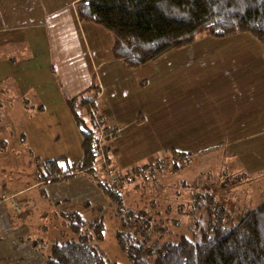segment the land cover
Wrapping results in <instances>:
<instances>
[{"label": "rangeland", "instance_id": "1", "mask_svg": "<svg viewBox=\"0 0 264 264\" xmlns=\"http://www.w3.org/2000/svg\"><path fill=\"white\" fill-rule=\"evenodd\" d=\"M55 1L65 4L68 0H48L46 4L55 5ZM103 30L111 37L105 28ZM15 32L16 37L10 40L15 57L5 65L8 79L0 81V90H5L3 97L0 94V139L7 141L6 147L0 144V259H5L2 264H45L50 246L59 238L60 230L64 229L68 236L73 234L63 224L62 212L79 210L89 221L104 218L105 239L99 242L100 246L111 261L130 263L117 244L116 233L136 230L143 220L140 223L134 221L129 218V212H133L135 218L149 221L154 229L152 240L162 243L176 240L180 235L201 239L202 233L208 231L210 200L197 196L214 195L215 203H224L230 215L225 217V222L230 225L238 222L243 213L264 202V142L236 155L230 142L217 149H199L202 146L199 134L194 135L196 140L191 142L190 150H183L181 145L178 151L190 152L192 158L185 168L175 172L171 164H165L142 176L127 175L133 169L121 170L114 163L112 153L111 164L102 159L96 176L116 187L124 200L122 208L112 206L96 185L94 176L88 172L76 174L63 184L38 186L39 162L60 157H67L72 162L81 160L84 130L66 104L57 72L50 70L53 53L48 31L21 29ZM224 46L230 47L231 51L226 47L222 51ZM2 48L5 50L1 56L6 57L10 47L3 45ZM184 49L180 54L165 58L167 64L177 62L181 66L185 63L186 69H201L208 62L220 63L219 70L210 67L202 71L216 80H211L213 82L222 79L243 81L240 75L248 74L246 68L256 63L251 60L260 52L263 54L260 42L252 34H237L224 39L201 36ZM251 57L250 61L246 60ZM226 58L235 76L222 75ZM247 77L249 82L257 80L260 85L261 72H251ZM163 81L167 85L162 75L157 77V84ZM20 93L29 96V101L18 100ZM78 108L82 116H89L79 104ZM148 135L149 131L135 130L120 139L121 143L117 144L119 163L126 166L130 160L139 158L133 167L138 168L155 162L157 155H150L157 151L159 157H164V151L169 149L160 148L167 145L163 143L158 149L148 148L143 144ZM156 137L162 139L165 135ZM107 138L105 131H101L99 140L103 152L110 143ZM181 139V134H175L170 141ZM249 165L255 166L250 174L247 172ZM231 181L234 182L231 186H222ZM38 239L46 243V250L38 251L33 247Z\"/></svg>", "mask_w": 264, "mask_h": 264}, {"label": "trees", "instance_id": "2", "mask_svg": "<svg viewBox=\"0 0 264 264\" xmlns=\"http://www.w3.org/2000/svg\"><path fill=\"white\" fill-rule=\"evenodd\" d=\"M77 8L81 21L93 22L112 33L114 59L132 68L153 63L171 51L182 50L201 36L224 39L252 34L260 42L264 54V0H77ZM99 94L100 88L95 84L74 97L64 93L73 118L85 130L83 156L76 162L67 157L39 162L36 184L41 187L63 184L76 174L88 172L112 206L122 208L124 200L116 187L96 176L102 159L112 163L110 147L106 145L105 152L100 147L101 131L107 134L108 142L119 134L117 129L106 127L103 116L97 115L103 104ZM78 104L89 112L87 118L82 116ZM0 144L6 147L7 141L0 139ZM163 155L151 164L134 168L127 175L142 176L165 164H171L175 172L185 168L192 158L190 152L177 149L166 150ZM232 183L222 186L229 187ZM213 197L197 196L210 200L211 205L209 229L202 233L201 239L180 235L173 241H153L154 229L150 222L135 218L134 213L129 212V218L134 221L143 220L136 230L116 233L117 244L130 263L111 261L100 246L99 242L105 239L104 218L89 221L79 210L62 212L63 224L73 234L68 236L64 229L60 230L45 264H264V202L230 225L225 222V217L230 216L229 209L224 203H215ZM124 225L130 227L127 223ZM33 247L44 251L46 243L38 239ZM4 260L0 259V264Z\"/></svg>", "mask_w": 264, "mask_h": 264}, {"label": "crops", "instance_id": "3", "mask_svg": "<svg viewBox=\"0 0 264 264\" xmlns=\"http://www.w3.org/2000/svg\"><path fill=\"white\" fill-rule=\"evenodd\" d=\"M46 2L48 0H0V81L8 79L5 65L15 57L10 43L16 37L15 31H48L53 53L50 70L57 72L64 93L74 97L93 84L100 88L99 101L103 104L97 115L103 116L106 127L118 130V136L110 141L109 147L114 163L121 170L134 169L135 161L140 160L132 159L126 166L119 163L117 144L135 130L149 131L150 136L143 144L150 149H158L163 143L167 145L160 150H179L182 145V149L188 151L196 134L202 137L199 149H217L230 142L236 155L264 142V54L261 52L256 58L246 59L256 62L246 68L249 75L261 72L259 86L257 80L248 81L246 72L240 75L243 81L237 82L233 79L213 82L216 80L202 73L210 67L219 70L220 63L208 62L201 69H186L185 63L181 66L177 62L167 64L165 58L185 49L171 51L153 63L132 68L114 59V39L110 31L107 30L111 37L104 27L80 20L77 0H68L65 4L55 1V5ZM3 45L10 47L6 57L1 56L5 50ZM225 47L231 51L227 46L222 47V51ZM224 61L226 68H222L225 71L222 75L235 76L228 59ZM161 75L167 85L164 81L157 84V77ZM4 91L0 90L2 97ZM18 100L28 102L29 96L20 93ZM175 134H181L182 139L170 141ZM157 135L165 137L159 139ZM156 153L150 157L157 155L154 158L157 160L159 154ZM247 167L248 174L255 169L254 165Z\"/></svg>", "mask_w": 264, "mask_h": 264}, {"label": "water", "instance_id": "4", "mask_svg": "<svg viewBox=\"0 0 264 264\" xmlns=\"http://www.w3.org/2000/svg\"><path fill=\"white\" fill-rule=\"evenodd\" d=\"M84 130V129H83ZM85 131V130H84Z\"/></svg>", "mask_w": 264, "mask_h": 264}]
</instances>
